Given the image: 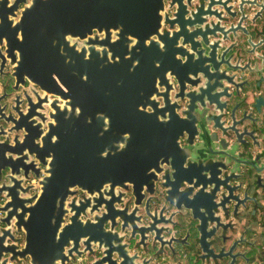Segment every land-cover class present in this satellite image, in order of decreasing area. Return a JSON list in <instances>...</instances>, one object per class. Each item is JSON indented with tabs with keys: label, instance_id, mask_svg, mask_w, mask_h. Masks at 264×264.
I'll return each instance as SVG.
<instances>
[{
	"label": "water",
	"instance_id": "obj_1",
	"mask_svg": "<svg viewBox=\"0 0 264 264\" xmlns=\"http://www.w3.org/2000/svg\"><path fill=\"white\" fill-rule=\"evenodd\" d=\"M89 1L33 0L18 23L17 73L55 100L53 122L47 133L40 130L33 152L31 173L39 179L40 166L47 167L40 193L23 198L34 187L24 189L16 180L3 208L5 222L14 221L26 235L24 247L18 252L15 244L7 245L18 241L15 236H2L0 259L64 263L72 244L69 253L79 251V264H146L129 256L125 237L115 232L120 223L122 233L130 230L131 239L141 243L154 234L162 248L173 239L183 246L167 227L170 222L155 221L157 212L146 209L148 226L138 216L146 191L153 193L167 165L172 171L165 177L167 202L200 222L201 260L233 264L236 244L226 253L214 228L208 229L220 224L215 207L228 216L230 206L236 214L240 200L251 199L254 174L264 167V0H168L171 14L166 0H131L128 16L111 21L86 5ZM200 84L203 88L182 96ZM173 91L174 100H188L185 118L177 113ZM192 133L208 148L205 160L191 143L180 147V137L186 134L191 142ZM192 167L209 182L198 185L191 199V191H180L179 184L191 185L180 173L190 174ZM240 179L248 183L244 194ZM128 184L134 186L136 208L122 216L115 209L121 202L116 190ZM76 190L87 197L69 203ZM100 206L101 217L82 221Z\"/></svg>",
	"mask_w": 264,
	"mask_h": 264
},
{
	"label": "flooded vegetation",
	"instance_id": "obj_2",
	"mask_svg": "<svg viewBox=\"0 0 264 264\" xmlns=\"http://www.w3.org/2000/svg\"><path fill=\"white\" fill-rule=\"evenodd\" d=\"M32 1L0 0V237L6 236L9 238L12 233L18 241L13 243L8 240L7 245L15 244L18 247L16 249L18 252L24 247L26 235L16 228L14 221H10L11 225L5 222L7 216L3 208L9 202L7 192L16 180L23 181L22 187L24 189L31 186L34 187L28 194L22 195L23 198L31 199L40 193V181L45 176L44 171L47 167L40 166L42 176L39 179L31 173L35 169V165L32 163L35 161L33 152L35 151L37 142H40V140L36 141L40 130L43 134L47 133L53 122L51 102L55 100L54 97L47 95L46 92L38 88L29 79L21 80L17 73L19 55L18 52L14 51V48L16 46V38L19 35L17 31L18 23L26 7L30 6ZM167 3L168 0H166V10L170 12ZM86 5L92 6L98 14H107L109 18H105L108 21H111L110 19L119 20V18H122V15L127 17L131 12V0H93L92 2L89 1ZM99 21L100 18H98V24L100 25ZM104 26L109 27L111 30L117 28L113 23H106ZM163 30L174 31L166 26H164ZM94 36H99V34L95 32ZM99 37L102 38L103 35ZM73 42H77L80 48L84 46L83 41L77 40ZM8 43H10L13 49L11 50L12 53L9 52ZM169 79L176 89L177 84L174 78L169 77ZM199 88H203V84H200L197 89H188L182 96H186V94L192 91L197 92ZM174 96L175 93L173 91L171 98L177 104V113L181 118H185L184 111L189 106L188 100L183 101L178 99L176 101L174 100ZM192 135L194 138L191 142L188 141V135H182L179 139L180 147L186 148L191 143V146L193 145L195 148L196 154L205 160L210 156L207 153L208 148L202 146L198 136L194 135V133ZM260 153L258 152V154ZM21 158H24V160L21 161ZM252 160H255V157ZM190 163L187 161L185 168H188ZM22 168L28 170L27 176L19 175ZM261 168L260 173L254 174L251 182V199L247 198L245 203L240 200V209L236 214H234L233 206H230L228 216L222 211L221 207L217 209L215 207V216L218 218L220 224L219 227H217V224L215 226L211 225L208 229L210 231L214 228V236L223 242L222 246L226 248V253L236 244L233 254L237 255V257H235L233 264H264V167ZM194 169L195 167L191 168L190 174L184 173V171L180 173L181 180L191 182L190 186L186 182L179 184L180 191H191L189 195L191 199L197 193L198 189L196 187L198 185L204 186L209 182L206 179V175L200 173L198 177ZM192 172L195 176L192 175ZM171 173L170 168L164 165L153 193L149 194L146 191L145 199L139 207L138 216H142L143 224L148 226L151 221L147 219L146 209L152 215L157 212L154 218L156 219L155 221L170 222V226L167 227L171 229L172 233H175L177 239L184 242L183 246L176 245L173 239L170 247L166 246L162 248L160 245L154 244L156 237L154 234L146 235L147 240L141 243L138 238L131 239L130 230L122 233V224H119L118 220L116 222L119 225H116L115 232L125 237L124 244L128 245L127 252H129L130 257L136 258L135 261L138 263L210 264L201 260L202 255L197 243L200 238V222L191 211L184 209L178 211L174 205L167 202L168 188L165 177L167 175L170 176ZM241 185L245 187L241 191L244 194L248 183L240 179V187ZM133 187V185L128 184L125 188H117L116 190V195L120 196L121 202L115 204V209L122 212V216L131 214L136 208ZM210 190L211 188H206L204 192H210ZM86 197L85 192L76 190L74 196L69 199V203L72 200L79 202ZM218 202V193H216L215 204ZM97 210L93 214L88 210L82 217V221L95 222L105 213L103 206L98 207ZM162 211L163 215H161ZM173 213L175 215L171 218ZM70 217L69 215L66 217L64 226L70 224ZM107 229L109 230L108 227ZM71 248L72 244H69L66 248V256H69L68 261L59 264H79L81 262L78 258L79 251L76 249V251L70 254ZM84 262L89 263L93 261L86 259ZM3 263L32 264L30 258L21 259V257L12 258L11 256H4L0 259V264ZM225 263L229 264L230 261L226 260Z\"/></svg>",
	"mask_w": 264,
	"mask_h": 264
}]
</instances>
